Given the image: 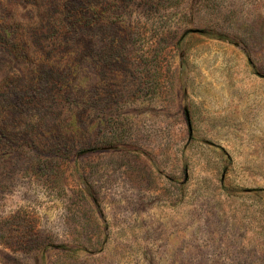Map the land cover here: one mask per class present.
Wrapping results in <instances>:
<instances>
[{"label": "rangeland", "instance_id": "rangeland-1", "mask_svg": "<svg viewBox=\"0 0 264 264\" xmlns=\"http://www.w3.org/2000/svg\"><path fill=\"white\" fill-rule=\"evenodd\" d=\"M0 264H264V0H0Z\"/></svg>", "mask_w": 264, "mask_h": 264}, {"label": "trees", "instance_id": "trees-1", "mask_svg": "<svg viewBox=\"0 0 264 264\" xmlns=\"http://www.w3.org/2000/svg\"><path fill=\"white\" fill-rule=\"evenodd\" d=\"M0 45L9 51L15 58L23 57V48L15 41L12 34H0Z\"/></svg>", "mask_w": 264, "mask_h": 264}]
</instances>
